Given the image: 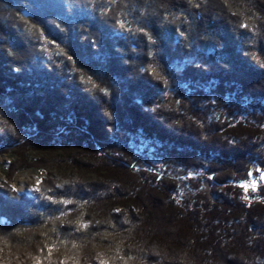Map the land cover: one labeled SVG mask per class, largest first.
<instances>
[{
    "label": "trees",
    "instance_id": "trees-1",
    "mask_svg": "<svg viewBox=\"0 0 264 264\" xmlns=\"http://www.w3.org/2000/svg\"><path fill=\"white\" fill-rule=\"evenodd\" d=\"M0 111V264H264V0H0Z\"/></svg>",
    "mask_w": 264,
    "mask_h": 264
},
{
    "label": "rangeland",
    "instance_id": "rangeland-1",
    "mask_svg": "<svg viewBox=\"0 0 264 264\" xmlns=\"http://www.w3.org/2000/svg\"><path fill=\"white\" fill-rule=\"evenodd\" d=\"M0 111V134H5L6 132L9 134H19L23 137L27 136L24 134L30 135V132L26 128H22V124L19 125V120L16 116L12 115L10 111L5 114ZM7 116V119L5 117ZM31 136V135H30ZM29 137V136H28ZM26 139V138H25ZM13 160L9 155H4L0 157V184L2 181H5L6 178L4 176V170L6 166ZM46 176L44 173H41L36 170H26L24 172L19 173L16 176L15 180L11 185L16 190L19 195H30L33 189L38 187L40 180ZM254 180V179H253ZM260 182H264V173L259 176V178L255 179L253 183H251V187L255 188L259 185ZM250 187L247 186V190ZM249 200V199H248Z\"/></svg>",
    "mask_w": 264,
    "mask_h": 264
},
{
    "label": "snow or ice",
    "instance_id": "snow-or-ice-1",
    "mask_svg": "<svg viewBox=\"0 0 264 264\" xmlns=\"http://www.w3.org/2000/svg\"><path fill=\"white\" fill-rule=\"evenodd\" d=\"M242 187H245V190L247 191V186L246 185H241ZM37 191L39 190V189H36Z\"/></svg>",
    "mask_w": 264,
    "mask_h": 264
}]
</instances>
